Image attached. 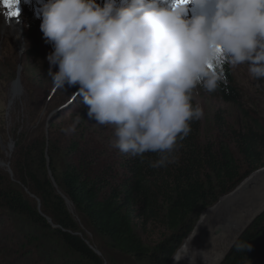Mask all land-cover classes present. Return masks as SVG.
I'll list each match as a JSON object with an SVG mask.
<instances>
[{
    "label": "trees",
    "instance_id": "1",
    "mask_svg": "<svg viewBox=\"0 0 264 264\" xmlns=\"http://www.w3.org/2000/svg\"><path fill=\"white\" fill-rule=\"evenodd\" d=\"M224 79L227 83L221 84L217 95L255 127L206 132L202 119L193 121L190 135L180 142L172 162L162 167L149 165L157 159L152 153L145 154L142 162L118 150L106 151L100 142L112 148L114 126L108 131V126L89 117L79 92L53 110V122L46 128L40 123L25 125L31 130L17 138L14 177L0 171V236L6 246H13L7 264L20 257L27 260L24 264H113L108 253L95 248L85 230L106 251L130 256L138 264H170L172 254L193 233L202 214L264 168L262 120L248 110L230 70L225 69ZM38 91L41 99L58 89L46 83ZM65 109L74 110L71 122L76 127L70 138L62 140L55 136L54 127ZM217 118L223 121V116ZM150 224L170 233L153 248L138 234V229ZM259 241L264 242V213L239 244Z\"/></svg>",
    "mask_w": 264,
    "mask_h": 264
},
{
    "label": "clouds",
    "instance_id": "2",
    "mask_svg": "<svg viewBox=\"0 0 264 264\" xmlns=\"http://www.w3.org/2000/svg\"><path fill=\"white\" fill-rule=\"evenodd\" d=\"M37 2L40 30L53 49V86L78 85L89 117L114 126L111 146L142 162L155 154L151 167L172 162L191 123L204 116L193 90L213 93L226 84L225 65H246L251 79L264 81V0ZM191 240L172 254L175 264H196Z\"/></svg>",
    "mask_w": 264,
    "mask_h": 264
},
{
    "label": "rangeland",
    "instance_id": "3",
    "mask_svg": "<svg viewBox=\"0 0 264 264\" xmlns=\"http://www.w3.org/2000/svg\"><path fill=\"white\" fill-rule=\"evenodd\" d=\"M19 3L22 11L21 17L24 28L25 50L19 51L20 48H18L14 35L9 33L6 29L3 30L0 22V171L8 174L11 179L14 177L15 162L18 157L19 148L17 146V138L22 131L25 132L26 130L29 132L31 130L30 127L25 129L24 126L29 125L35 127V125L40 123L45 125L44 127L46 128V126H49L53 122V110L64 105L67 101H71L79 92L78 85L75 87L66 85L63 89H58L57 93L53 96V91H51L50 96L47 95L45 98L42 97L41 99L37 98L38 89L41 85L49 83L52 86V90L55 89L51 78L48 77L50 65L47 61V56L53 49L51 45L45 43L43 33L40 30L41 20L37 18L36 14L40 5L37 0H30V2L29 0H19ZM191 15L192 13L190 12L189 16L191 17ZM35 50L37 51L36 54H34ZM20 65L22 68L20 76L21 95L10 105L12 87L17 79L16 77ZM225 69L231 71L236 85L241 90L243 101L247 105L248 110H252V113L256 115L255 117H259L262 120L261 122L264 126V82L251 79L246 65L235 68L225 65L223 77L225 75ZM58 70V67L53 69V71ZM193 95L195 103L201 105L204 110L202 122L206 132L223 129L242 131L247 126L255 127L254 122L247 121L236 107L224 103L217 95L216 91L208 93L198 87L193 90ZM261 105L263 107H261ZM72 112H74V110H63L62 117L58 119V123H67L61 126L57 123L54 127L56 129L55 136H61L62 140H65L64 138H70L71 136V132L65 131L66 129L73 126L76 127L75 124L71 122V116H73ZM219 115L223 116L222 122H219L217 118ZM78 119V116L73 118L75 122ZM112 129L113 127L109 125L108 131H112ZM90 137L91 134L88 131L85 137L87 143ZM94 140L100 141L98 137ZM100 143L107 147L105 149L106 151H117V149L113 147L109 148L104 142ZM88 145H86V148ZM235 154L239 157L236 151ZM251 176L247 177L245 180ZM235 190L233 192H235ZM233 192L231 194H233ZM262 199H264V196ZM216 205L207 209L199 218L198 222L207 211L214 208ZM70 211L76 216L73 207H70ZM263 213L264 211L262 214ZM198 222L193 228L194 230ZM250 225L251 223L246 227L247 230ZM85 233L86 237L96 246L95 248L97 250H101L102 254L108 253L107 256H109L113 264H138L135 259L130 256L114 251H106L100 241L91 232L85 230ZM138 234L144 244L150 248L155 247L170 236V233L165 231L158 224H150L146 228H140L138 229ZM187 239L184 240V243ZM5 241L6 239L0 236V264H7L11 259L9 256L11 252L9 250L13 246L12 244L6 246ZM235 245L230 248L227 255ZM225 259L226 257L223 258L219 264H223ZM26 261V259H21L20 257L18 262L13 264H24ZM172 262L173 260H171L170 264H172Z\"/></svg>",
    "mask_w": 264,
    "mask_h": 264
},
{
    "label": "bare ground",
    "instance_id": "4",
    "mask_svg": "<svg viewBox=\"0 0 264 264\" xmlns=\"http://www.w3.org/2000/svg\"><path fill=\"white\" fill-rule=\"evenodd\" d=\"M15 10L19 11V15L10 17L8 15L10 10L0 1L2 29L12 33L18 48L25 50L19 0ZM21 50L19 49L20 52ZM263 196L264 170H261L245 180L233 194L224 197L220 203L206 212L185 242L194 237L190 247L197 251L192 253L197 258L196 264H219L223 260L253 218L264 211ZM172 264L175 262L173 261ZM180 264H189V261L184 259Z\"/></svg>",
    "mask_w": 264,
    "mask_h": 264
},
{
    "label": "water",
    "instance_id": "5",
    "mask_svg": "<svg viewBox=\"0 0 264 264\" xmlns=\"http://www.w3.org/2000/svg\"><path fill=\"white\" fill-rule=\"evenodd\" d=\"M0 1H2V0H0ZM20 50H21V48H20ZM21 51H23V50H21ZM21 72H22V68L20 65L19 69H18V73H17V79L13 83V87H12V100L10 101V105L13 104V101L17 100L18 97L21 95V81H20ZM261 170H264V168ZM261 170H259V171H261ZM221 200H220V202H221ZM66 203L69 204V201L67 199H66ZM262 212H260L259 214H257L253 218V220L251 221V225L253 224V222L255 221L256 218L261 216ZM246 231H247V229H245L242 232L241 236L237 239V242L235 241L234 244L232 245V247H233L237 243L235 245V247L230 251V253L227 256H225L226 257L225 261H226L227 257H229L232 254V256H231V258L227 264H264V242H262V241L251 244V249L247 252L235 250V249H237V245H239V241L242 238V236L245 234ZM234 250L236 251L235 253H233ZM246 257L248 259H246ZM225 261L223 262V264L225 263Z\"/></svg>",
    "mask_w": 264,
    "mask_h": 264
},
{
    "label": "snow or ice",
    "instance_id": "6",
    "mask_svg": "<svg viewBox=\"0 0 264 264\" xmlns=\"http://www.w3.org/2000/svg\"><path fill=\"white\" fill-rule=\"evenodd\" d=\"M5 7H7L10 11L8 15L10 17H15L19 15V11L15 10L16 4L18 3V0H2Z\"/></svg>",
    "mask_w": 264,
    "mask_h": 264
}]
</instances>
